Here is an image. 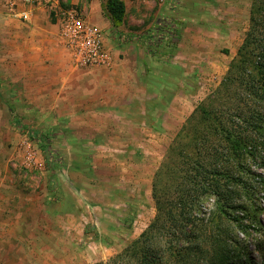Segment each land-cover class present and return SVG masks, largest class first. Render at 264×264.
Returning a JSON list of instances; mask_svg holds the SVG:
<instances>
[{"label": "rangeland", "instance_id": "374dc122", "mask_svg": "<svg viewBox=\"0 0 264 264\" xmlns=\"http://www.w3.org/2000/svg\"><path fill=\"white\" fill-rule=\"evenodd\" d=\"M105 1L75 2L91 21L106 18L100 25L118 54L109 69L68 59L58 69L52 53L26 48L25 29L0 30V264L106 262L139 237L155 216L154 174L226 75L253 0H127L139 19L119 27ZM143 91L126 110L124 98ZM259 204L264 222L263 194Z\"/></svg>", "mask_w": 264, "mask_h": 264}, {"label": "trees", "instance_id": "16d2710c", "mask_svg": "<svg viewBox=\"0 0 264 264\" xmlns=\"http://www.w3.org/2000/svg\"><path fill=\"white\" fill-rule=\"evenodd\" d=\"M103 12L119 27L126 4L106 0ZM263 154L264 0H253L226 75L154 174V218L120 253L95 264H264V175L256 170L264 168Z\"/></svg>", "mask_w": 264, "mask_h": 264}, {"label": "built area", "instance_id": "2783aa9c", "mask_svg": "<svg viewBox=\"0 0 264 264\" xmlns=\"http://www.w3.org/2000/svg\"><path fill=\"white\" fill-rule=\"evenodd\" d=\"M76 0H22L9 4L8 12L24 22H30L34 11L44 9L56 20L59 40L76 69L112 67L114 58L100 26L89 21Z\"/></svg>", "mask_w": 264, "mask_h": 264}, {"label": "crops", "instance_id": "0c3cea01", "mask_svg": "<svg viewBox=\"0 0 264 264\" xmlns=\"http://www.w3.org/2000/svg\"><path fill=\"white\" fill-rule=\"evenodd\" d=\"M7 1L6 0H4V1L0 0V30L3 31L6 25H9L10 23H14L15 25L20 26L22 29H25L28 32L29 36H27V38H26L27 42H29V44L26 45V48L28 50L31 51L32 49H34V50L38 49L37 50L38 54L41 53L44 55L46 53L45 57H48V58L50 57L49 53H52V58H53V56L56 58V59H54V62L56 63L54 65L57 66L58 69L66 70V60L67 59L69 61V64L72 66L71 61H70V56L66 52V50L64 49V47L62 46V44L59 40L58 26L56 24L55 18L53 16H51V14L49 12H47L46 10L38 9V10L34 11L32 19L30 22H24L19 17H13L8 13L7 8H6V2ZM123 1L126 4V16H125L126 19H125V21L128 20V18H131L132 21H137V19H139L138 12L134 11V13L131 14L130 13L131 10L129 9L127 0H123ZM14 2L18 3V5H19L18 10H23V7H21L22 0H15ZM82 10L84 11L87 19L89 21H91L89 12H87L88 10L87 9H82ZM170 13H172V12H170ZM51 18H53V20H51ZM104 19H106V18L101 14V16H97V19H96L97 23H95L93 21H91V22L100 26L102 29H105L104 26H101V25H104ZM126 27H130V24L128 25L126 23ZM105 33L107 35L106 30H105ZM20 39L22 40V37ZM106 39H107V43H108L109 47L112 50L113 58L115 59L114 61L117 63L118 54L113 53V45L108 40V36H106ZM41 51H44L45 53H42ZM38 58H39V62L42 61L40 59V55H38ZM160 59H162V58H160ZM113 66L115 68L114 72L119 71V68H120L119 62H118V64L114 63ZM122 83L125 85L128 82L126 80H123ZM124 88H125V86H124ZM137 96H138V98H137ZM137 96L134 95L133 92L130 95H128L127 98L124 95L122 96V98L125 97L124 99H128L129 107L127 106L126 110L131 111L134 109V107L136 105L135 99H138V101H140V100L144 101L145 97H146L145 91H143L142 94L141 93L138 94ZM165 100H167V98ZM174 101H177V98H175ZM169 102H170V108H171V106L173 105V97L171 95L169 98ZM138 108H143L142 113L145 116L147 109H146V105L144 104V102H143V107L138 106ZM152 108L156 109L157 106L154 105ZM174 109H175L174 115L177 116V113H176L178 111L177 103H174ZM138 125L139 124L134 123L135 127H137ZM143 128H146L145 124H144Z\"/></svg>", "mask_w": 264, "mask_h": 264}]
</instances>
